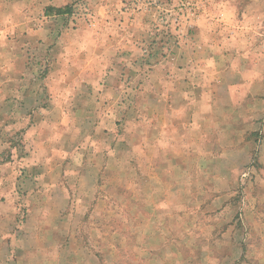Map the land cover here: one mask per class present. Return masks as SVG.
I'll list each match as a JSON object with an SVG mask.
<instances>
[{
	"label": "rangeland",
	"instance_id": "1",
	"mask_svg": "<svg viewBox=\"0 0 264 264\" xmlns=\"http://www.w3.org/2000/svg\"><path fill=\"white\" fill-rule=\"evenodd\" d=\"M0 264H264V0H0Z\"/></svg>",
	"mask_w": 264,
	"mask_h": 264
},
{
	"label": "trees",
	"instance_id": "2",
	"mask_svg": "<svg viewBox=\"0 0 264 264\" xmlns=\"http://www.w3.org/2000/svg\"><path fill=\"white\" fill-rule=\"evenodd\" d=\"M49 10H51V9L49 8ZM55 11H56V14H61V15L67 14L69 12L68 7L58 8V9H55ZM47 14H48V12H47Z\"/></svg>",
	"mask_w": 264,
	"mask_h": 264
}]
</instances>
